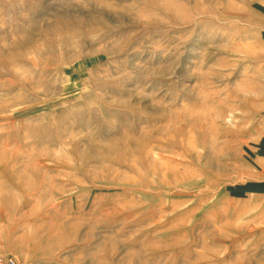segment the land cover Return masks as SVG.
I'll use <instances>...</instances> for the list:
<instances>
[{"label":"rangeland","instance_id":"obj_1","mask_svg":"<svg viewBox=\"0 0 264 264\" xmlns=\"http://www.w3.org/2000/svg\"><path fill=\"white\" fill-rule=\"evenodd\" d=\"M0 255L264 264V0H0Z\"/></svg>","mask_w":264,"mask_h":264},{"label":"built area","instance_id":"obj_2","mask_svg":"<svg viewBox=\"0 0 264 264\" xmlns=\"http://www.w3.org/2000/svg\"><path fill=\"white\" fill-rule=\"evenodd\" d=\"M0 264H17V260L12 255H0Z\"/></svg>","mask_w":264,"mask_h":264}]
</instances>
